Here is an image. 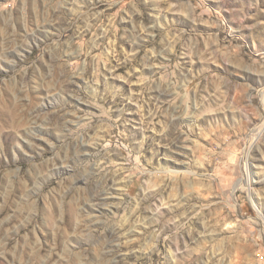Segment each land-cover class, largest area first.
Listing matches in <instances>:
<instances>
[{
    "label": "rangeland",
    "instance_id": "374dc122",
    "mask_svg": "<svg viewBox=\"0 0 264 264\" xmlns=\"http://www.w3.org/2000/svg\"><path fill=\"white\" fill-rule=\"evenodd\" d=\"M0 264H264V0H0Z\"/></svg>",
    "mask_w": 264,
    "mask_h": 264
}]
</instances>
